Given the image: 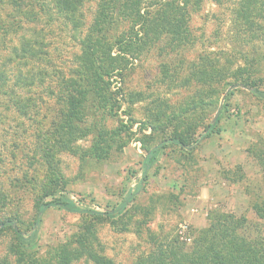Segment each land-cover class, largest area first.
Listing matches in <instances>:
<instances>
[{
  "label": "rangeland",
  "instance_id": "374dc122",
  "mask_svg": "<svg viewBox=\"0 0 264 264\" xmlns=\"http://www.w3.org/2000/svg\"><path fill=\"white\" fill-rule=\"evenodd\" d=\"M40 2L43 4L39 0L34 5L38 14L28 26L33 35L42 38L46 51L42 64H34L30 74L22 78L23 84L15 83L18 65L9 64L5 67L9 79L0 91V220L16 217L24 228L35 229L37 237L32 248L43 252L64 241L82 220L78 214L55 207L37 213L36 200L53 176L44 149L50 143L48 132L58 106L57 84L61 77L75 73L78 42L97 0H83L82 25L77 30L55 14L47 0L44 10L40 9ZM236 3L237 0H201L190 11V43L172 50L155 45L115 79L120 108L104 121L108 126L120 122L130 125L122 149L113 151L103 161L81 163L76 154L68 151L52 157L64 180L63 192L83 207L110 209L140 183L133 204L114 217L115 223L110 219L96 223V242L116 264H133L145 255L152 247L153 236L177 235L190 244L195 231L206 225L211 210L244 215L264 232V218H260V213L264 214V171L253 156L255 147L264 148V102L249 89L229 83V79L208 86L182 82L188 65L204 53L221 60L227 56L240 64L243 58L254 64L256 56L257 83L264 89V28L258 39L236 33L235 28L241 24L232 14ZM17 38L14 33L1 34L0 62ZM39 66L47 68L46 78L37 77ZM22 68L25 73L27 66ZM199 90H211L205 98L209 100L211 96L212 105H206L201 114L204 124L215 123L216 132L201 137L191 154L173 145L163 146L142 179V141L151 132V124L156 129L148 145H158L177 128L179 119L186 117L179 110L198 100ZM138 93L140 99L135 100L132 96ZM17 96L27 105L26 112L14 105L12 100ZM160 109L176 119L167 120L163 114L155 120L153 112ZM195 112V116L200 113ZM200 133L201 125L195 136ZM77 144L88 147L90 136ZM253 204L262 209L258 214ZM144 208L151 212L148 214ZM10 240L9 230L0 231V264H14L7 251ZM70 264L94 263L82 257Z\"/></svg>",
  "mask_w": 264,
  "mask_h": 264
},
{
  "label": "trees",
  "instance_id": "16d2710c",
  "mask_svg": "<svg viewBox=\"0 0 264 264\" xmlns=\"http://www.w3.org/2000/svg\"><path fill=\"white\" fill-rule=\"evenodd\" d=\"M38 1L0 0V36L7 32L18 35L16 43L10 46L0 62V91L8 82L6 68L10 67L9 64L18 65L15 83L23 84L22 78L30 74L34 64L44 59L46 51L42 38L33 35L28 26L38 14L34 8ZM47 1L53 12L68 21L72 29L81 27L83 0ZM44 2L45 0L43 4ZM200 2L201 0H97L92 18L78 42L75 73L69 77H61L59 85L57 84L58 106L54 110L48 132L50 143L44 149L53 176L44 184L43 193L36 200L37 213L55 207L78 214L82 220L64 241L40 252L32 248L37 237L35 229L24 228L16 217H4L0 220V231H10L11 240L7 251L13 257L14 264H70L82 257L94 264H116L101 252L96 242V223L108 219L115 223L114 217L133 204L140 183L110 209L100 211L83 207L63 192L61 186L64 180L57 172L52 157L61 151H68L76 154L81 163L88 160L103 161L113 151L122 149L127 139L125 137L129 135L127 128L130 125L120 122L116 126H108L104 121L120 108L121 99L114 85L115 79L122 77L133 60H137L155 45L172 50L190 43L193 39L189 29L190 11L198 7ZM38 4L44 10L43 4ZM232 14L235 20L241 22L235 28L236 33L254 36V39L260 38L264 28V0H237ZM243 59L241 64L233 63L227 56L221 60L215 55L204 53L188 65V73L182 82L208 86L229 79V83L249 89L253 96L264 102V89L258 86L255 74L256 56L254 64L247 58ZM22 66H27L25 73ZM46 69L39 66L37 77H44ZM10 92L13 93V90ZM208 94H211V90H199L198 100L179 110L186 117L180 118L177 128L169 132L158 145H148L156 129V125L151 124V132L145 134L146 138L142 141L145 151L141 161L142 179L163 146L173 145L191 154L201 137L216 132L215 123L204 124V116L201 114L206 105H212L213 98H205ZM140 95L138 93L132 97L139 100ZM19 98L21 99L17 96L12 101L19 111L26 112L27 105L21 103ZM196 110L200 113L195 116ZM165 111L160 109L153 112L154 119L158 120ZM165 115L167 120L176 119L175 115ZM200 125L202 133L196 137L195 131ZM88 136V147H80L77 142ZM253 156L264 171V148L255 147ZM48 196L52 197L45 201ZM256 203L261 205L257 201ZM259 205H254L257 214L262 210ZM144 209L149 211L148 214L151 212L150 208ZM260 218H264L263 213H260ZM206 219V225L195 231L190 244L179 240L177 235L153 236L151 249L133 264H264V232L256 222L250 223L244 215L236 216L220 210H211Z\"/></svg>",
  "mask_w": 264,
  "mask_h": 264
},
{
  "label": "built area",
  "instance_id": "2783aa9c",
  "mask_svg": "<svg viewBox=\"0 0 264 264\" xmlns=\"http://www.w3.org/2000/svg\"><path fill=\"white\" fill-rule=\"evenodd\" d=\"M181 238H183V237H181ZM185 239H188L187 237H184Z\"/></svg>",
  "mask_w": 264,
  "mask_h": 264
}]
</instances>
